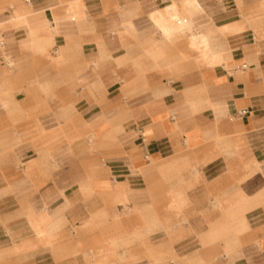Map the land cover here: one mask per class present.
<instances>
[{"label":"crops","instance_id":"crops-1","mask_svg":"<svg viewBox=\"0 0 264 264\" xmlns=\"http://www.w3.org/2000/svg\"><path fill=\"white\" fill-rule=\"evenodd\" d=\"M5 254L264 264V0H0Z\"/></svg>","mask_w":264,"mask_h":264},{"label":"rangeland","instance_id":"rangeland-1","mask_svg":"<svg viewBox=\"0 0 264 264\" xmlns=\"http://www.w3.org/2000/svg\"><path fill=\"white\" fill-rule=\"evenodd\" d=\"M0 264H17L12 260L11 254L0 256Z\"/></svg>","mask_w":264,"mask_h":264},{"label":"bare ground","instance_id":"bare-ground-1","mask_svg":"<svg viewBox=\"0 0 264 264\" xmlns=\"http://www.w3.org/2000/svg\"><path fill=\"white\" fill-rule=\"evenodd\" d=\"M189 3H190L189 1H185V2H184V7L187 8ZM199 7H200V6L198 5V6H196L194 9H197V10H198ZM167 8L169 9L170 7H167ZM166 16L170 17V14L167 13ZM182 22H183V23H187V21H185V20H182ZM183 23H182V24H183ZM183 26L185 27V25H183ZM206 35H207V40H210L211 37H212V33H207Z\"/></svg>","mask_w":264,"mask_h":264},{"label":"built area","instance_id":"built-area-1","mask_svg":"<svg viewBox=\"0 0 264 264\" xmlns=\"http://www.w3.org/2000/svg\"><path fill=\"white\" fill-rule=\"evenodd\" d=\"M241 113H242V114H245V113H246V111H242Z\"/></svg>","mask_w":264,"mask_h":264}]
</instances>
